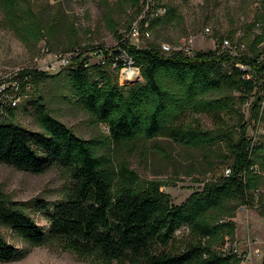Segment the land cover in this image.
Returning <instances> with one entry per match:
<instances>
[{"label":"trees","instance_id":"1","mask_svg":"<svg viewBox=\"0 0 264 264\" xmlns=\"http://www.w3.org/2000/svg\"><path fill=\"white\" fill-rule=\"evenodd\" d=\"M98 1L119 45L112 53L97 48L103 60L93 64L79 49L75 24L66 17L38 14L26 0H0L7 28L27 45L66 40L71 63L65 70L76 102L98 126L109 130L103 140L81 138L37 100L33 106L41 131L33 132L14 124L16 108L0 101V164L32 174L63 168L71 175L65 199L55 204L17 202L0 194V262L21 261L28 254L11 243L6 235L10 233L31 247L54 241L64 252L93 264H242L237 253L224 248L235 238L236 223L231 219L236 210L254 195L263 200L264 142L253 145L234 99L218 95L230 90L243 103L252 99L254 112L261 109L264 0H254L258 12L246 26L248 35L242 42L246 50L237 56L221 49L167 54L156 46H134L118 33L111 1ZM147 1L116 3L137 18ZM154 10L157 15L151 18L149 11L144 16V33L174 19L173 9L166 8L164 17L160 4ZM229 38L233 40L234 34ZM129 60L142 80L121 86L106 68L113 64L120 72ZM241 65L249 71H242ZM247 75L252 78L246 79ZM53 77L27 69L15 80L21 92H28L27 85L33 89ZM203 116L212 118L215 130L203 129ZM225 116H238V125L229 127ZM147 145L164 170H181L185 152L187 176L199 168L204 176L223 172L210 181H197L202 189L175 204L162 191L164 182H143L121 155ZM192 152L204 161L199 163ZM227 169L230 173H225ZM32 211L46 216L47 230Z\"/></svg>","mask_w":264,"mask_h":264},{"label":"rangeland","instance_id":"2","mask_svg":"<svg viewBox=\"0 0 264 264\" xmlns=\"http://www.w3.org/2000/svg\"><path fill=\"white\" fill-rule=\"evenodd\" d=\"M26 1L38 14L48 13L57 15L58 18L66 17L69 22L74 23L79 49L85 51L84 57H89L93 64L103 60V55L96 53L97 48L102 47L112 53L119 45L117 35H114L106 24L104 10L98 0ZM110 1L114 9L113 18L118 24L117 31L124 39H128L137 47H160L167 54L178 50L190 53L215 51L221 49L220 39H226L232 33L233 41L240 45L246 41L248 35L246 26L255 21L258 12V2L254 0H161L160 3L154 0L150 2L149 7L145 6L143 15L136 18L129 8L121 9L116 0ZM152 3L154 6L161 5L160 17H164L166 8L173 9L174 19L144 33L141 30V23L145 14L152 10ZM152 16L151 14V18ZM133 29L139 32L138 37H135V33L132 35ZM164 45L171 49L169 51L163 49ZM69 48L66 40L61 43L43 40L37 45H27L7 28L0 10V71L18 73L27 69H36L54 75L31 91L18 93L20 100L15 109L13 123L33 132H40L33 106L35 101L40 100L54 118L73 130L79 137L86 140H103L109 136L108 128L103 124L98 126L92 117L79 107L67 79L66 67H60L64 57H71V53L65 52ZM239 51L238 55L244 52L241 48ZM129 68L128 62V67L120 72L113 64L106 69L115 81L127 87L142 80L140 70L136 68L134 70L138 75L127 80L125 72L131 70ZM218 97L233 98L237 109L244 117L242 124H247V134L264 142V134H260L261 129H258L259 126L264 128V106L254 112L252 106L239 100L238 93L230 90H224ZM225 119L229 127L238 125V116H225ZM201 122L205 131L216 129L210 117H201ZM183 150L181 153L184 152ZM121 155L131 163V168L138 173L143 182L155 180L164 182L166 186L162 191L169 194L175 204L184 203L193 193L202 189L203 185L197 181H210L223 172L221 169L213 175L204 176L199 168L198 173L191 177L187 176L188 162L185 152L181 170H164L162 163L153 158L151 145L133 152H122ZM194 158L199 163L204 161L202 155L197 152ZM159 174L163 175L157 176ZM70 184L71 175L67 169L54 168L44 174H32L0 164V194L17 202L32 203L38 200L52 204L61 202L65 199V192ZM260 192L263 200L258 195H254L250 203L239 207L231 219L236 223V234L234 240L229 242L224 250L237 253L243 260L242 264H263L264 185ZM32 214L39 225L47 230L49 224L46 216L33 211ZM6 235L11 243L26 249L28 254L21 261L0 262V264H93L89 259L79 260L74 253L64 252L54 241L40 247H31L10 233Z\"/></svg>","mask_w":264,"mask_h":264},{"label":"built area","instance_id":"3","mask_svg":"<svg viewBox=\"0 0 264 264\" xmlns=\"http://www.w3.org/2000/svg\"><path fill=\"white\" fill-rule=\"evenodd\" d=\"M154 0H148L146 3V6L149 7L150 2H153ZM151 9V7H150ZM152 15L155 16L157 15V11L154 10V3H152ZM209 32V30H207ZM135 33V37L139 36V32L136 29H133V34ZM147 35H149V33H147ZM221 51L222 52H226L229 53L233 56H237L240 52V48L241 51H245L246 50V45L245 44H240L237 45L231 38L227 37L226 39H224L221 43ZM240 46V47H239ZM163 49L169 51L171 48L169 46L164 45ZM184 51V50H183ZM188 54H191L190 52L185 51ZM264 61V60H263ZM71 63V57H64V59H62V62L60 64V67H68ZM129 65L130 68L129 69H135L134 67L131 68L133 66L132 61L129 60ZM56 68V67H55ZM239 68L242 71H249L248 67L246 66H239ZM38 71H42V70H38ZM21 72V71H20ZM3 73L2 71H0V101L3 103V105L5 106H9V107H14L16 108L18 105V101L20 100V96L18 95V93L20 92V84L18 83V81L15 80V77L18 76V74L20 73ZM46 72V71H43ZM246 79H251L252 76L247 75L245 77ZM263 85H264V79H263ZM27 91H31L32 87L30 85H27L26 87ZM261 99H262V106H264V86L262 88V92H261ZM252 99L247 101L246 105L251 106L252 104ZM258 129H261V133L260 134H264V128H261L260 126L258 127ZM248 135V134H247ZM249 136V135H248ZM250 139H252L253 141V145L256 144L257 140L255 137L249 136ZM225 173H230V170L227 169Z\"/></svg>","mask_w":264,"mask_h":264},{"label":"bare ground","instance_id":"4","mask_svg":"<svg viewBox=\"0 0 264 264\" xmlns=\"http://www.w3.org/2000/svg\"><path fill=\"white\" fill-rule=\"evenodd\" d=\"M137 75H138V72L135 71V70H133V69L128 70V71L125 72V78H126L127 80H131V79H133L134 77H136Z\"/></svg>","mask_w":264,"mask_h":264}]
</instances>
